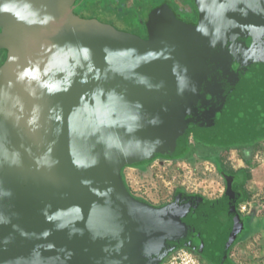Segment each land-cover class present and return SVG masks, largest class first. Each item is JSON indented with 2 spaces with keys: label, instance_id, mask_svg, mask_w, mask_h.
<instances>
[{
  "label": "water",
  "instance_id": "1",
  "mask_svg": "<svg viewBox=\"0 0 264 264\" xmlns=\"http://www.w3.org/2000/svg\"><path fill=\"white\" fill-rule=\"evenodd\" d=\"M74 2L0 0V264L220 259L240 226L230 184L154 206L122 169L175 158L190 136L264 135V0H194L195 23L161 5L147 38Z\"/></svg>",
  "mask_w": 264,
  "mask_h": 264
},
{
  "label": "rangeland",
  "instance_id": "2",
  "mask_svg": "<svg viewBox=\"0 0 264 264\" xmlns=\"http://www.w3.org/2000/svg\"><path fill=\"white\" fill-rule=\"evenodd\" d=\"M84 1L83 8L89 16L130 32L134 30L137 20L161 0ZM185 2L193 5V0ZM193 137L190 136L189 141L197 143V154L189 159L157 157L137 166L124 167L122 173L132 195L154 206L172 201L178 189L209 200L220 198L225 192V181L218 171V163L234 169L247 167V164L236 147L223 149L211 159L202 158L200 155L207 154L208 145L201 139L199 143L196 142ZM209 147L210 152L217 150L215 146ZM248 169L249 178L245 188L250 193L247 201L250 206L247 212H242L243 224L238 229V237L245 234L246 238L232 248L230 257L237 264H264V139L256 145ZM254 232L258 233L249 236ZM193 252L198 255L196 251ZM224 258L212 261L204 256V260L210 264H223Z\"/></svg>",
  "mask_w": 264,
  "mask_h": 264
},
{
  "label": "trees",
  "instance_id": "3",
  "mask_svg": "<svg viewBox=\"0 0 264 264\" xmlns=\"http://www.w3.org/2000/svg\"><path fill=\"white\" fill-rule=\"evenodd\" d=\"M193 138L198 143H199V141H201L200 139H198L196 137H193ZM263 139H264V135L263 136H258L256 138L248 140V141L236 142V143H232V144L208 143V142L202 140L204 143H206L208 145L207 146L208 150L206 151V153H207L206 155H200V157L205 158V159H211V158H213V156L217 155L223 149H229V148H232V147H236V148H238L240 150L242 158L245 161V163L247 164V167H241V168H238V169H234L233 167L225 165V164H223L221 162L218 163V171H219V173L221 174V176L223 177V179L225 181V192H224L223 196L225 195V193L227 191L228 184H230L231 191L233 193L232 197H233V201H234V207H235V210L238 213L239 219H240L239 228H241V226L243 224V217H242L243 213L240 211L239 205L241 203H243V202H247L249 200V198H250V193L245 188V184H246V182H247V180L249 178L248 166L250 165V163L252 161V156L254 154V150H255L256 145L258 144L259 141H261ZM250 142H252V143L249 145ZM209 146H215V147H217V150L216 151L211 150V152H210L209 151L210 150ZM194 154H197V143H195V142L194 143H190V141L188 139L187 142H186L185 149L183 151H181L177 156H175V158L189 159ZM157 157L164 158L163 155H159V156H156L154 158H157ZM154 158H152V159H154ZM152 159L144 161V163L148 162V161H151ZM139 164H134V165H131V166H137ZM122 171H123V169H122ZM122 178H123V181H124L127 189L130 191L129 187L127 186V184H126V182L124 180L123 173H122ZM180 192L181 193H186L188 195H198V194L187 193V192H185L184 190H181V189H178L176 194L180 193ZM198 196L204 198L201 195H198ZM220 198H222V196ZM204 199H206V198H204ZM139 200H141V199H139ZM256 233H258V232H254V233H252L249 236H253ZM245 238H246L245 234L238 237V232H237V235H236L235 239L233 240V242L231 243V245L228 247V249L220 257V259H221L222 257L225 256V258H224L225 260H224L223 264H237L230 257V253H231L232 248L238 242L244 241ZM200 257H203L201 259L204 260V256L201 255ZM206 258H208V257H206ZM208 259H211L212 261H216V260H214L212 258H208ZM220 259H218V260H220ZM204 261H206V259ZM211 264H213V263H211Z\"/></svg>",
  "mask_w": 264,
  "mask_h": 264
},
{
  "label": "flooded vegetation",
  "instance_id": "4",
  "mask_svg": "<svg viewBox=\"0 0 264 264\" xmlns=\"http://www.w3.org/2000/svg\"><path fill=\"white\" fill-rule=\"evenodd\" d=\"M127 2H128V0H127ZM84 5H85V1L84 0H75L73 11L78 16L83 17V18H95L94 16H89L87 14L86 9L83 8ZM161 5L169 6L173 10V12L177 16V18H179V19H181V20H183V21H185L187 23H195L198 20V9H197V7L195 5L194 0H193V5L187 4L185 2V0H161L160 2L154 4L152 7H150L147 10V12L145 13V15L140 17L137 20V23H136V26L134 27V30L130 31V33L136 34V35H138V36H140L142 38H147V26H146V23H147V20H148L149 13L151 12L152 9H154V8H156L158 6H161ZM95 19H97V18H95ZM102 22H105V21H102ZM105 23H109V24L113 25L110 22H105ZM1 32H2V27L0 26V33ZM7 55H8L7 49H5L3 47H0V66L6 60ZM199 256H201V255H199Z\"/></svg>",
  "mask_w": 264,
  "mask_h": 264
},
{
  "label": "built area",
  "instance_id": "5",
  "mask_svg": "<svg viewBox=\"0 0 264 264\" xmlns=\"http://www.w3.org/2000/svg\"><path fill=\"white\" fill-rule=\"evenodd\" d=\"M249 202H243L239 205L241 212H247ZM161 264H210L207 261L201 259L199 255H196L192 249L188 247H179L171 252Z\"/></svg>",
  "mask_w": 264,
  "mask_h": 264
}]
</instances>
